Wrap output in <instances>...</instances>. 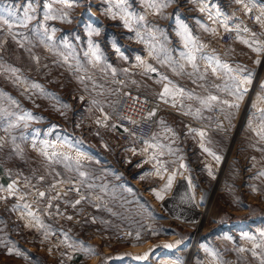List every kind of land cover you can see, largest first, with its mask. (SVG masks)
Segmentation results:
<instances>
[{"label":"rangeland","instance_id":"rangeland-1","mask_svg":"<svg viewBox=\"0 0 264 264\" xmlns=\"http://www.w3.org/2000/svg\"><path fill=\"white\" fill-rule=\"evenodd\" d=\"M263 1L251 4L262 10ZM227 8L224 0H0V15L13 19L11 29L0 25V264H167L164 257L226 264L232 253L238 264H264V117L249 114V128L239 124L213 136L219 162L211 172L194 154L199 205L192 179L181 174L164 204H151L145 193L159 186L158 161L166 155L154 154L156 168L146 159L152 139L120 137L129 96L146 97L133 89L132 71L144 62H211L217 51L207 48L234 43L223 37L243 20L233 11V27L211 31L195 27L203 26L196 14L215 18ZM236 46L229 52L238 62H261L260 52L255 57ZM256 71L262 79L248 92L254 110L264 103V62ZM161 85L146 97L161 104L160 112L167 96ZM214 86L206 82L202 92ZM177 133L193 148L194 132ZM89 198L106 206L96 210ZM222 215L234 228L220 226ZM193 237L198 249L188 254ZM153 246L146 261L119 254L150 247L149 255ZM109 251L117 257L99 256Z\"/></svg>","mask_w":264,"mask_h":264},{"label":"crops","instance_id":"crops-1","mask_svg":"<svg viewBox=\"0 0 264 264\" xmlns=\"http://www.w3.org/2000/svg\"><path fill=\"white\" fill-rule=\"evenodd\" d=\"M224 1L225 5L228 7L226 13L223 15L216 13L217 18H213V16H209L210 13L207 11H200L196 16L199 20H202L203 26L197 23L195 27H197V29H201V27L209 28L211 31H214L215 26H219L222 30L230 29L233 27V22L231 20V13L233 11L237 15L235 19L245 21L247 14L252 9H258L259 19L264 23V1L262 3V10L251 4V0H240V2H237V0ZM243 21H240V24H243ZM235 39L236 40L233 41L234 43L226 45L222 50H220V47L207 48L217 51V55L215 54L217 57L212 59L211 62H207L203 58H196L194 62H144V69L136 68L135 71H132L133 76L131 77V85L133 89L141 95L155 97V95H152L150 92L155 83H161L163 91L166 88L168 89L166 92L167 96L164 95L161 99L164 107L163 111L159 114V119L157 120L155 128L156 131L146 148L147 162L149 161L148 164L156 168H158V166H156L158 164L154 163V161L150 163L154 154H159L161 152L162 155H166V157L158 161L159 165H161V172L163 171V173L159 175L161 178L159 186L151 188L145 193L146 195L144 194L154 206L162 205L161 203L164 204L167 195L174 192V185L180 180L177 179L181 177V175L182 178L192 179L191 182L195 186L193 200L199 205L198 202H196V200H198V194L191 171V167L195 168V164L192 163L194 154L196 153L197 156H199L200 166L206 171L208 166L209 171L207 172H211L212 169L217 167L219 162V159H216L217 157L219 158V156L217 154V148L214 145L213 136L219 132L232 131L239 124L242 125L243 129L249 128L251 125L249 122L251 120L249 114H252V117L256 116L257 119L264 117V103L262 104V100L260 99L256 104L259 109L254 110L253 100L250 102L248 93L250 83L262 79V76H258L256 71L257 66L259 67L261 62H238L239 55L229 52L232 46L238 45L236 47L239 48L242 53H253V55L257 57V55L261 53V51H257V49H261V45L255 38L249 36H237ZM200 46L202 45L198 44L197 48L194 49L196 51H201ZM193 65H195V67H193ZM245 77L249 78V82L240 84L239 82ZM206 82L215 86L211 87V90H208V92H202V84H206ZM238 85L242 90L241 93H236V87ZM244 89H246V91H244ZM237 95H242V99H237ZM213 96L217 99L209 100V97ZM248 108H250V110ZM246 109L249 110L248 115L246 114ZM175 116L184 119L186 122L185 126L181 127L176 122L169 119ZM260 122H255L254 125H259ZM180 130L194 132L196 138L193 148H190L187 142H184V139L182 141L181 138L177 137L179 138L177 140V138L174 137ZM201 133H203V135H201ZM205 149H207V151H205ZM150 151L152 152L151 154ZM167 165L172 166V169L168 167L169 171H166ZM169 178H171L170 185ZM185 181L187 187H191L192 189L193 185L191 186L190 181L186 179ZM185 192L184 189L179 190V194L181 195ZM99 195L100 194H98V197L100 199ZM89 199L98 203L95 205L96 210L104 209L106 206L98 202L95 198ZM200 204H203L202 207H205V202L202 203L201 201ZM211 207L215 212L217 210L223 211V208L218 205L217 207L211 205ZM116 210L120 209L117 208ZM219 212L215 213V215L218 216ZM224 217V215L221 216L220 223L222 224L220 226L234 228L233 226L235 223L231 220H226L227 216L226 218ZM219 219L220 217H217L216 221L218 222ZM227 234L228 230L226 231V235ZM229 247H231L230 244ZM156 248L157 247H154V249L151 248L152 251L149 255L148 249L145 248L142 250H124L122 254H119L121 257H129L137 261H146L147 257L152 255V252L156 250ZM127 252H130V255ZM115 254L116 253L112 254L109 251L106 252V255L100 254L99 256H103L105 259L108 257L109 259H114L117 257ZM140 257H142V260ZM89 264L95 263L89 260Z\"/></svg>","mask_w":264,"mask_h":264},{"label":"built area","instance_id":"built-area-1","mask_svg":"<svg viewBox=\"0 0 264 264\" xmlns=\"http://www.w3.org/2000/svg\"><path fill=\"white\" fill-rule=\"evenodd\" d=\"M258 9H252L247 14V17L243 24L237 26L238 31H229L227 32L223 40L226 42L232 41L237 36H249L255 38L261 45V68L262 62H264V23L260 21ZM161 104L154 99L142 97L136 94L129 96L125 108V112H122L118 118L119 127L122 129L120 137L125 142L133 141H148L153 138L156 124L157 116L161 111ZM67 191L72 195L77 194V189L74 185H68ZM127 234H120L118 237L124 239ZM195 236V235H194ZM138 238L135 234L134 239ZM194 238L192 243H194ZM200 241V240H199ZM238 249L237 246L233 247V251ZM192 250H188V254ZM75 258H78V254H74ZM226 264H238V258L236 254H229L227 256ZM253 264V263H247Z\"/></svg>","mask_w":264,"mask_h":264},{"label":"snow or ice","instance_id":"snow-or-ice-1","mask_svg":"<svg viewBox=\"0 0 264 264\" xmlns=\"http://www.w3.org/2000/svg\"><path fill=\"white\" fill-rule=\"evenodd\" d=\"M237 2H240V0H237ZM259 19V18H258ZM26 21H20V23H25ZM0 25H4V26H7L9 29H11L13 27V19H12V14L11 13H8L7 14V17L4 16V15H0ZM257 51H259V49H257ZM190 59H194L193 57H190ZM193 67H195V65H193ZM227 67V66H225ZM215 71V70H214ZM249 82V78L248 77H245L242 81H240L239 83L240 84H243V83H247ZM168 89L166 88L165 89V92H167ZM241 88L239 87V85L236 87V93H241ZM244 91H246V89H244ZM217 98L216 97H209V100H216ZM237 99H242V95H237ZM207 103V102H205ZM226 103V102H225ZM238 106V105H237ZM201 135H203V133H201ZM205 151H207V149H205ZM64 159L67 160L69 159V157L67 156H64ZM217 160L219 159L218 157L216 158ZM81 175H83V173H81ZM171 184V178H169V185ZM11 188V186H9ZM41 196L44 195V193H41L40 194ZM162 198V197H160ZM79 201H77L78 203ZM140 259H142V257H140Z\"/></svg>","mask_w":264,"mask_h":264},{"label":"bare ground","instance_id":"bare-ground-1","mask_svg":"<svg viewBox=\"0 0 264 264\" xmlns=\"http://www.w3.org/2000/svg\"><path fill=\"white\" fill-rule=\"evenodd\" d=\"M196 236V235H195ZM198 238V237H197ZM199 242V241H198ZM197 241L195 240L194 243H191L189 245V248L188 250H192L191 253L193 254L194 252L197 251L198 247H197ZM190 253V254H191ZM164 262L167 263V264H173V263H176V264H180L178 261H176L175 259L171 258V257H164ZM182 264V263H181ZM185 264V263H184ZM188 264V263H187Z\"/></svg>","mask_w":264,"mask_h":264},{"label":"water","instance_id":"water-1","mask_svg":"<svg viewBox=\"0 0 264 264\" xmlns=\"http://www.w3.org/2000/svg\"><path fill=\"white\" fill-rule=\"evenodd\" d=\"M3 264H15V263H12V262H5Z\"/></svg>","mask_w":264,"mask_h":264}]
</instances>
